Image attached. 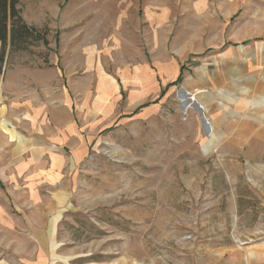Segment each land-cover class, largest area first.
Here are the masks:
<instances>
[{
  "label": "rangeland",
  "instance_id": "rangeland-1",
  "mask_svg": "<svg viewBox=\"0 0 264 264\" xmlns=\"http://www.w3.org/2000/svg\"><path fill=\"white\" fill-rule=\"evenodd\" d=\"M17 9L47 45L32 43L0 76V124L20 135L30 118L15 104L25 98L31 125L56 137L59 163L45 155L36 172L63 182L46 264L264 259V0Z\"/></svg>",
  "mask_w": 264,
  "mask_h": 264
},
{
  "label": "crops",
  "instance_id": "crops-1",
  "mask_svg": "<svg viewBox=\"0 0 264 264\" xmlns=\"http://www.w3.org/2000/svg\"><path fill=\"white\" fill-rule=\"evenodd\" d=\"M261 22H264V16H261ZM25 53H10L7 47L0 67V76L5 70L12 68L8 64L13 56H23ZM8 82V78L4 80V92ZM7 98L0 94V102ZM27 100L20 99L19 104H15V109L23 110L30 118L22 124L19 136L8 128H2L0 124V144L3 147L0 153V191L10 194L15 210L20 214L17 221L0 206V264H46L47 245L53 236L52 223L48 226L47 222L60 204L59 193L63 187L60 179L53 178L52 169L45 174H39L41 178L46 175L47 179H37L36 172L43 166L45 155L52 166H56L60 158L55 152L56 137L50 135V131L46 134L43 131L40 136L37 128L31 125L37 123L38 115H29ZM31 127L34 130L29 132ZM28 213L34 216L32 221ZM28 234L34 239L31 243L28 241ZM260 260L264 259H256L249 264H264V261Z\"/></svg>",
  "mask_w": 264,
  "mask_h": 264
},
{
  "label": "trees",
  "instance_id": "trees-1",
  "mask_svg": "<svg viewBox=\"0 0 264 264\" xmlns=\"http://www.w3.org/2000/svg\"><path fill=\"white\" fill-rule=\"evenodd\" d=\"M21 0H0V67L2 66L7 47L10 53L27 52L32 43L41 42L47 45L46 39L39 30L28 26L21 17L17 6ZM58 45V36H55ZM181 81V71L177 80L168 86Z\"/></svg>",
  "mask_w": 264,
  "mask_h": 264
},
{
  "label": "bare ground",
  "instance_id": "bare-ground-1",
  "mask_svg": "<svg viewBox=\"0 0 264 264\" xmlns=\"http://www.w3.org/2000/svg\"><path fill=\"white\" fill-rule=\"evenodd\" d=\"M190 98V97H189ZM181 102H183L184 103V105H186V109H188V106H190V105H188L189 104V102L193 105V107H195L194 106V102H193V99L192 98H190L189 99V102H188V98H187V100H184L182 97H180V99H179Z\"/></svg>",
  "mask_w": 264,
  "mask_h": 264
}]
</instances>
